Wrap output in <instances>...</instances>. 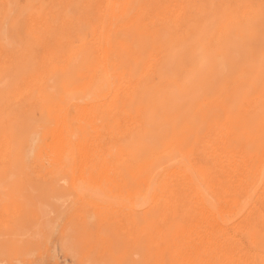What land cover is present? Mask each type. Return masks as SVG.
I'll return each mask as SVG.
<instances>
[{
	"label": "bare ground",
	"instance_id": "6f19581e",
	"mask_svg": "<svg viewBox=\"0 0 264 264\" xmlns=\"http://www.w3.org/2000/svg\"><path fill=\"white\" fill-rule=\"evenodd\" d=\"M7 26L0 254L67 211L80 264H264V0H0Z\"/></svg>",
	"mask_w": 264,
	"mask_h": 264
},
{
	"label": "rangeland",
	"instance_id": "374dc122",
	"mask_svg": "<svg viewBox=\"0 0 264 264\" xmlns=\"http://www.w3.org/2000/svg\"><path fill=\"white\" fill-rule=\"evenodd\" d=\"M18 1L20 5L23 6L28 5L29 7L33 5L35 7H39L45 3L47 4L51 0ZM82 28L83 29L78 32V37L79 39L87 41L89 39V30L85 26ZM0 30L1 37L5 38L9 32V27L7 26V28ZM30 139L31 140H29L27 144V149L30 150L28 155L32 158L33 153H36L38 149L36 144H39V141L35 138V135L30 137ZM45 219H47L48 223L41 228L39 233L37 232L38 234L36 233L30 238L31 244L25 248V250L13 253L12 255L8 252L0 254V264H80L77 257L78 253L75 249H73L72 242L67 236H64L66 231L67 234L72 231L71 228V230L69 229L71 226H68V223L71 221V213H67L66 211L60 215L53 214L51 216H46ZM90 223V229H95L96 223Z\"/></svg>",
	"mask_w": 264,
	"mask_h": 264
}]
</instances>
